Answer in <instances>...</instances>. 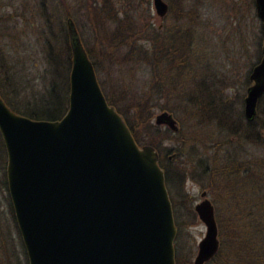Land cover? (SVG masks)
<instances>
[{
	"label": "water",
	"instance_id": "water-1",
	"mask_svg": "<svg viewBox=\"0 0 264 264\" xmlns=\"http://www.w3.org/2000/svg\"><path fill=\"white\" fill-rule=\"evenodd\" d=\"M260 22V58L248 73L242 114L251 121L264 93V0H253ZM162 16L166 4L152 0ZM67 106L56 120L32 119L0 97V139L6 191L27 264H175L176 227L158 154L137 144L106 101L71 18ZM156 125L172 131V114ZM193 205L204 226L192 264H205L219 241L206 191Z\"/></svg>",
	"mask_w": 264,
	"mask_h": 264
},
{
	"label": "rangeland",
	"instance_id": "rangeland-1",
	"mask_svg": "<svg viewBox=\"0 0 264 264\" xmlns=\"http://www.w3.org/2000/svg\"><path fill=\"white\" fill-rule=\"evenodd\" d=\"M86 1L89 0H0V91L4 98L8 103L16 105L15 108L20 109L23 102L31 103L34 98L43 94L52 80L60 85L67 97L70 59L66 44L65 19L69 16L93 64L97 82L105 99L112 103L114 109L129 123L134 122V112L139 113L140 122L146 115L148 123L153 126L137 127L136 132L140 136L141 144L154 147L160 158L163 153L169 155L173 153L170 159L172 165H184L186 171L191 172L188 163L191 160L196 161V154L190 155L193 141L198 140L200 144L203 142L204 146H210L213 141L223 139L225 136L220 135L214 123L191 116V109L185 101L174 96L168 97V102H165V99L156 93L155 86L152 91L154 94L150 96L149 101L143 97L146 86L153 82L150 77L154 74L151 66L148 67L137 60L140 53L135 50L128 54L125 46L118 49L108 47L107 37L115 34L116 25L111 20L101 25L98 19L92 20L85 11ZM90 1L93 6H102L104 0ZM110 1L116 19L125 21L124 11L129 10L128 13L136 23H139V16L142 20L143 17L148 18L152 27L160 23L154 14L151 0H144L147 2L146 5L138 4L139 0H132L133 3L129 4L124 0ZM164 1L178 5L175 1ZM195 1L181 0L179 4L182 6V13H178V10L175 12L172 8L162 18L163 24L172 23V30H179L185 35L180 38L183 43L176 39L183 45L182 48L179 47L182 57H178V60L182 61L179 64V71L181 74L184 73L186 78V80L183 78V88L188 91V88L196 84L199 76L208 74L207 84L210 83V79H218L220 82L217 87L221 89L222 99L231 101L235 110L239 107L241 109L237 98L242 101L248 85L244 83L245 77L260 58L257 54L262 42L260 22L255 15L253 0H199L198 5L194 7ZM135 7V10L130 11ZM124 23L120 25L123 27L120 29L124 30H118L123 37L131 29L127 27L126 22ZM136 38L138 40L135 43L143 46L150 45L152 41L145 36ZM114 41L115 38H112V42ZM163 68L164 66L159 63L157 71L162 72ZM154 81L160 82L157 77ZM145 101L148 110L143 111ZM161 106L172 110L171 114L178 126L177 131L174 132L163 124L154 123V116L162 111ZM136 108L138 111H135ZM195 148L199 152L202 150V147ZM223 148L226 149L219 152L221 155L232 153V148H236L235 152L240 156L260 151L251 144L236 147L233 144L224 145ZM178 151L180 156L175 155ZM212 155L213 150H208L205 158L209 165ZM2 170L0 169L1 180L4 179ZM199 180L196 182L189 177L185 178L183 190L187 201L176 207L174 215L172 209L173 220L178 227L174 238V255L187 258L190 264L196 254L197 242L203 237L205 230L193 211V205L200 200V192L206 191V197L213 205L216 224L220 222L224 227L225 216L229 212L226 210L228 209L226 199L218 197L217 191L207 190L206 177ZM241 194V191L236 192L235 198L241 199ZM7 197L6 188L0 186V240L2 235L5 246L8 222L11 220ZM9 227L11 228L10 224ZM12 231L19 260L24 264L26 259L21 253L20 237L18 238L15 230ZM6 249L8 250V246ZM1 251L0 246V258L3 257Z\"/></svg>",
	"mask_w": 264,
	"mask_h": 264
},
{
	"label": "trees",
	"instance_id": "trees-1",
	"mask_svg": "<svg viewBox=\"0 0 264 264\" xmlns=\"http://www.w3.org/2000/svg\"><path fill=\"white\" fill-rule=\"evenodd\" d=\"M124 1L126 4L133 3L132 0ZM110 2V0H104L102 6H93L90 0L86 1L85 11L92 20L98 19L100 25L105 21L108 22V20L115 23V34L107 37L108 47L118 49L119 47L125 46L128 49V54L133 53L132 51L135 50L138 54L140 53L137 60L143 62L148 67L151 66L154 74L150 75V77L153 82L148 83L143 97L149 101L150 96L154 94L152 91L155 86L156 93L158 96L163 97L165 102H168V97L174 96L177 99L185 101V103L189 105V109H191V116L201 117L208 123H214L220 135L225 136L223 139L213 142L210 141L212 142L210 146H204L203 142L200 144L198 140L193 141L190 147V155L195 153L196 161L193 162L191 160L188 163L191 172H187L184 165H172L171 160L166 159L165 153L162 154L161 158L159 157L158 165L163 170L164 184L171 203V208L173 209V215L176 207H179L180 204H185L187 201L183 190V181L185 178L189 177L198 182L200 181L199 179L206 177L207 190L210 192L217 191L218 197L223 198V200L225 198L228 204V209L226 210L229 212L225 216L224 227L220 222L216 224L219 241L218 250L205 264H264V93L258 99L255 118L248 121L243 117L242 101L240 98L237 99L239 100L238 103L241 105V109L239 107V109L235 110L231 101L228 102L226 99H222L221 89L217 87L220 82L218 79H210V83L207 84L208 74L201 77L199 76L196 84L192 85V88H188L187 91L185 87L183 88L184 85L182 83L183 78L186 80L185 75L184 73L181 74L179 71V64L182 61L178 60L180 56L176 55V52H179L178 48H182L183 46L179 44L178 41L180 38L185 37V35L183 33L172 34L169 30L167 32L164 28L162 30H157L151 26L148 18L145 17H143L144 19L142 20L139 16V23H136L132 18H128L129 20L126 19L125 21L116 19L114 17L116 13ZM146 3L147 2L144 0H139L138 2V4L141 5H146ZM193 3L194 7H196L199 0ZM134 6L135 5H132V7ZM135 9L136 7L130 11ZM127 12L124 11V14ZM124 22H126L127 27H131L125 35L127 38L123 37V34L118 32V30H124L120 29L123 28L120 25ZM135 36L149 37L152 41L150 45L147 44L145 46L136 44L135 41L138 39ZM112 38H115L114 42H112ZM184 40H186V38ZM179 42L183 43V40ZM257 55H260V47ZM159 63L164 66L162 72L157 71ZM165 73H167V75ZM156 77L160 80L159 83L154 81ZM247 77H245L244 80L245 84H248ZM0 97L11 110L32 119H59L65 112L67 106L66 94L54 80L50 81L43 94L34 98L31 103L28 101L23 102V107L20 109L15 108L16 105L8 103L1 91ZM108 104L114 106L112 103L108 102ZM143 106L145 107L143 111H146V109L148 110L147 101L143 102ZM193 108H196V110H193ZM160 109L169 113L172 111L165 106H161ZM135 111H138V109L136 108ZM133 119V123H129V121L125 119L124 121L135 142L141 144L140 136L136 132L137 127H151L153 125L148 123L146 115L140 122L138 112H134ZM149 142L155 146L153 142ZM232 144L234 147L237 145L241 146L242 144H251L260 151L253 154L244 153L243 156H240L235 152L236 148H232L231 150L233 152L230 154L223 153V155H221L219 153L226 149L223 148L224 145L230 146ZM197 146L202 147L200 152L195 148ZM208 150H213L210 165L205 158ZM175 155L180 156V152L178 151ZM3 161L4 148L0 139V169H3ZM0 186H3V189L6 188L4 179H0ZM238 191L242 192L241 199L235 198V193ZM7 199L8 210L11 217V220L8 222V238H6L8 250L6 249L4 240H2L3 236L1 235L0 246L3 257L0 258V264H22L19 260V253L12 237V230L16 231L18 238L19 234L13 218L9 198L7 197ZM174 224L178 229L177 224L175 222ZM19 244L21 253L26 259L20 239ZM174 256L175 264H190L187 258L180 257V255Z\"/></svg>",
	"mask_w": 264,
	"mask_h": 264
},
{
	"label": "flooded vegetation",
	"instance_id": "flooded-vegetation-1",
	"mask_svg": "<svg viewBox=\"0 0 264 264\" xmlns=\"http://www.w3.org/2000/svg\"><path fill=\"white\" fill-rule=\"evenodd\" d=\"M152 1V0H151ZM162 1H164V0H162ZM170 1H175L176 3H178V5L177 6H175V5H173V4H170L169 2L168 3H166L165 1H164V3L166 4V11H165V13L162 15V16H159V15H157L155 12H154V14H155V16L160 20V23H158L154 28L155 29H157V30H162L163 28L164 29H166V31L168 32V30L170 31V33H172V34H174V33H176V32H178V33H180L181 31H179V30H176L175 29V31L174 30H172V23L171 24H163L162 23V18H164V16H166V14H167V12H168V10L169 9H174L175 10V12H176V10H178L177 12L178 13H182V6H181V4H179V2H181V0H170ZM154 11V10H153ZM124 15V18L125 19H130L131 18V15L127 12L126 14H123ZM69 17V16H68ZM68 17H66V18H68ZM128 19V20H129ZM150 22V21H149ZM151 24V26H152V23H150ZM178 27H179V25H178ZM174 28H176V25L174 26ZM65 36H66V32H65ZM69 49V48H68ZM178 50H179V52H176V55H178V56H180V57H182V53H181V50L178 48ZM68 53H69V59H70V52H69V50H68ZM179 60H181V59H179ZM69 64H70V60H69ZM2 142V141H1ZM3 145V144H2ZM173 156V153H171L170 155H169V153H166L165 154V157H166V159L167 160H170L171 159V157ZM160 158H159V156H158V160H159ZM4 163H3V170H2V173H3V176H4V181H5V152H4V161H3ZM5 184H6V181H5ZM6 243H8V242H6Z\"/></svg>",
	"mask_w": 264,
	"mask_h": 264
}]
</instances>
